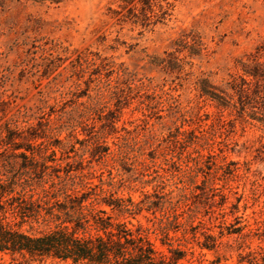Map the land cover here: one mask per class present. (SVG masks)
Instances as JSON below:
<instances>
[{
  "label": "rangeland",
  "instance_id": "rangeland-1",
  "mask_svg": "<svg viewBox=\"0 0 264 264\" xmlns=\"http://www.w3.org/2000/svg\"><path fill=\"white\" fill-rule=\"evenodd\" d=\"M141 8L149 20H143ZM130 10L138 17L136 23L129 18ZM263 40L264 0H7L0 11V153L3 149L12 152L11 146L4 148L1 143L7 129L14 133V143L22 142L18 136H27L33 127L37 133L43 129L48 137L59 138L66 146L73 142L67 138L68 123L82 121L87 124L86 132H109L102 129L99 113L81 118L83 107L100 97L106 99L113 87L124 86L127 81L152 98L149 102L155 108L144 118L138 98L130 99L115 124L117 132L106 135L105 143L112 154L121 142L117 137L123 136L121 152L134 161L132 172L122 175L124 186L118 193L138 201L142 193H151L159 183L145 185L144 181L160 175L163 192L176 194L184 179L177 168L164 163V155L170 153L166 140L176 128H206L215 123L217 115L209 101L198 97L196 82L206 78L221 86L229 75L240 74L238 62L245 61ZM193 51L197 54L191 55ZM221 115L230 123L222 129H208L216 141L223 142L218 161L223 158V162L238 163L242 168L245 161L251 164L243 168L244 176L215 179L214 183L222 186L227 197L226 211L231 204L237 205L235 215L241 217L240 226L246 225L247 232L254 227L253 213L264 203V183L258 180L260 187L252 183L259 179L254 172L264 176V163L252 161L255 149L264 146V125L250 119L240 121L226 111ZM38 122L45 126L39 128ZM74 135L78 140L86 138L79 127ZM84 145L75 144L77 155L87 149L88 144ZM151 150L155 152L153 163L147 155ZM112 154L84 170L94 175L87 182L98 184L99 175L105 181L108 171L115 181L119 178L116 169L120 168L113 163ZM56 155L60 153L56 151ZM83 159L85 164L89 155L84 154ZM201 179L198 176L194 183L199 185ZM136 220L151 227L142 216ZM227 220L232 217L227 216ZM23 229L27 230V225ZM45 230L47 227L33 225L29 232ZM181 232H170V236L180 239ZM148 238L157 250L167 253L157 233L150 232ZM233 239L222 237L219 241L228 245H218L215 251L202 250V258L191 242L193 256L187 255L181 263L211 261L219 256L227 264H236L238 255L245 256L257 245L264 247V241L252 240L248 247L238 248ZM169 243L185 249L183 241ZM8 262L5 257L4 264ZM28 264L71 263L45 259Z\"/></svg>",
  "mask_w": 264,
  "mask_h": 264
},
{
  "label": "trees",
  "instance_id": "trees-1",
  "mask_svg": "<svg viewBox=\"0 0 264 264\" xmlns=\"http://www.w3.org/2000/svg\"><path fill=\"white\" fill-rule=\"evenodd\" d=\"M6 2L0 0V11ZM141 13L143 20H149L144 8H141ZM129 16L133 23L137 22L138 17L133 10L129 11ZM195 54L191 52V55ZM238 64L240 74L229 75L221 86L213 85L206 78L196 82L198 97L209 101L217 110L215 123L195 130L176 128L166 140V149L170 153L164 155V163L177 168L184 179L176 194L174 191L163 192L160 175L144 181L145 185L152 181L159 183L151 193H142L138 201L118 193L124 186L121 177L132 172L134 161L121 152V142H125L123 136L117 137L121 142L112 154L105 143L106 135L117 132L115 124L130 99L138 98L144 118L149 117L155 108L149 102L152 98L129 86L127 81L124 86L113 87L106 99L100 97L93 105L83 107L81 118L97 112L102 129L108 128L109 132H86L84 127L87 124L82 121L68 123L67 138L73 142L66 146L59 138L48 137L43 129L37 133L33 127L29 128L27 136H18L22 142L14 143V133L7 129V136L1 143L4 148L11 146L12 152L3 149L0 153V264H4L5 257L9 259L7 264H28L45 259L71 264H182L187 255L193 256L191 242L199 249L201 258L204 257L202 250L215 251L218 245H228L219 241L225 236H233L238 248L248 247L252 240L263 242L264 203L258 212L253 213L256 215L252 218L254 227L244 232L247 226H240L241 217L235 215L237 205L231 204L226 211L227 197L222 186L216 187L214 183L215 179L244 176L246 171L243 168L251 164V161H245L242 168L238 163L223 162V158L218 161L223 152V142L216 141L214 133H209V130L214 131V127L222 129L230 123L223 120L221 114L226 111L240 121L250 119L264 125V40L246 56L245 61L240 60ZM133 91L136 92L131 97ZM38 126L41 128L45 124L38 122ZM77 127L86 138L78 140L75 137ZM45 138H48L46 142L36 143V140ZM84 143L88 144L87 149L77 155L75 144L83 147ZM15 150L19 152L15 153ZM84 154L89 155L85 164ZM109 154L120 168L116 169L119 178L115 181L108 171L105 181L99 175L98 184L87 182L94 175L84 173V170ZM154 154V150L147 153L152 163ZM252 161L264 163V146L255 149ZM253 175L259 179L252 183L260 187L258 180L264 183V176L258 172ZM198 176L202 179L196 185L194 179ZM138 216L150 222L151 227L141 225L136 220ZM227 216L232 220L228 221ZM24 225H27V230L23 229ZM33 225L47 227V230L32 234L29 231ZM180 229V239L170 236V232ZM214 229H217V234H213ZM150 232L160 236L161 244L167 246V253L154 247L148 238ZM172 240L183 241L185 249L172 247L169 243ZM238 256L236 264H258V261L264 264V247L257 245L254 251ZM190 264L227 263L215 256L211 261L195 260Z\"/></svg>",
  "mask_w": 264,
  "mask_h": 264
}]
</instances>
